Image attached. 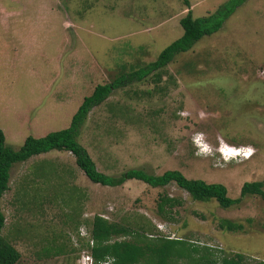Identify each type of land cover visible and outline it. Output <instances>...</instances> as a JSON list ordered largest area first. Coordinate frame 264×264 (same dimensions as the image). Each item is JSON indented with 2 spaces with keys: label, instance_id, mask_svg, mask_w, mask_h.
<instances>
[{
  "label": "rangeland",
  "instance_id": "rangeland-1",
  "mask_svg": "<svg viewBox=\"0 0 264 264\" xmlns=\"http://www.w3.org/2000/svg\"><path fill=\"white\" fill-rule=\"evenodd\" d=\"M226 1L0 0L5 143L18 149L27 135L66 127L96 84L132 74L178 38L187 9L200 17ZM160 71L158 78L153 71L125 82L89 112L78 141L97 169L113 175L133 167L154 174L177 169L223 183L232 198L243 182L264 181V0L238 6L219 31ZM229 144L254 153L225 161L220 149ZM8 185L0 198L2 234L21 254L16 264H77L79 252L88 250L84 238L79 250L71 249L78 227L89 229L95 214L146 227L149 236L182 237L219 255L243 252L248 262L264 260V199L257 194L223 208L214 199H192L173 182L102 185L66 150L15 162ZM162 194L180 203L159 215ZM223 217L244 229L221 230L217 219ZM60 246L65 251L55 253Z\"/></svg>",
  "mask_w": 264,
  "mask_h": 264
},
{
  "label": "trees",
  "instance_id": "trees-1",
  "mask_svg": "<svg viewBox=\"0 0 264 264\" xmlns=\"http://www.w3.org/2000/svg\"><path fill=\"white\" fill-rule=\"evenodd\" d=\"M246 1L227 0L214 12L200 17L193 16L191 9H187L179 19L182 34L178 38L165 46L154 61L132 74L120 72V70V74L111 81L96 84L92 92L83 97L66 127L49 130L40 136L27 135L18 149L5 143L6 135L0 128V198L9 187V172L15 162L26 161L34 155L50 150H66L74 155L77 166L89 180L102 185L115 186L128 179L140 180L151 187H162L173 182L185 190L192 199L200 201L214 199L223 208L240 203L246 194H257L264 199L263 180L243 182L239 196L232 198L228 195L223 183L207 182L201 178H188L177 169H168L160 174H154L146 172L143 168L133 167L117 175L107 174L97 169L86 148L78 141L80 129L91 109L101 104L114 89L133 79L141 80L153 71H156L154 74L158 78L160 70L173 61L176 55L191 49L203 36L219 31L235 9ZM56 97L60 100L58 94ZM74 189L75 187H73V194ZM179 203L180 200L175 197L159 195L157 212L163 215L165 207L173 208ZM217 225L221 230L229 232L244 229L243 222L224 217L217 219ZM4 226L5 216L0 209V264H16L21 254L2 234ZM86 226L90 229L92 243L85 241L83 247L88 248L93 258L92 264H264L263 259L248 262L243 252L219 255L212 247L199 246L182 237L149 236L146 227L135 226L139 227L136 229L130 224L110 220L101 214L93 215L90 224ZM79 239L83 240L77 236L76 243ZM74 246L72 250L79 248L77 244ZM64 251V246H60L55 253ZM77 259L78 256L76 258L78 264Z\"/></svg>",
  "mask_w": 264,
  "mask_h": 264
},
{
  "label": "built area",
  "instance_id": "built-area-1",
  "mask_svg": "<svg viewBox=\"0 0 264 264\" xmlns=\"http://www.w3.org/2000/svg\"><path fill=\"white\" fill-rule=\"evenodd\" d=\"M221 151H222L224 160H230V159H236L237 157H240L242 159L250 157L254 150L249 146H243V145L242 146L222 145ZM83 228L85 230H83ZM87 229L82 224L79 227V236L81 238L86 239L91 244L92 240L90 238L89 233H87ZM77 262H78V264H92L93 258L91 256L89 250L80 251L79 255H78Z\"/></svg>",
  "mask_w": 264,
  "mask_h": 264
},
{
  "label": "clouds",
  "instance_id": "clouds-1",
  "mask_svg": "<svg viewBox=\"0 0 264 264\" xmlns=\"http://www.w3.org/2000/svg\"><path fill=\"white\" fill-rule=\"evenodd\" d=\"M229 145H231V144H229ZM234 146H236V145H234ZM238 146H242V145H238ZM245 146H246V145H245ZM249 147H250V146H249ZM251 148H252V147H251ZM252 149H253V148H252ZM253 150H254V149H253ZM220 152H221V154H222L221 149H220ZM253 153H254V151H253ZM253 153H252V155H253ZM252 155H251V156H252ZM251 156H250V157H251ZM250 157L243 158V159H249ZM222 158H223V154H222ZM223 159H224V158H223ZM230 160H231V159H230ZM225 161H228V160H225ZM81 225H82V224H81ZM81 225H80V226H81ZM80 226H79V227H80ZM89 232H90V229H89ZM89 235H90V238H91V233H89ZM78 237H80V236H79V230H78ZM80 238H81V237H80ZM91 240H92V239H91ZM84 241H87V240L85 239ZM87 242H88V241H87ZM76 244H77V243H76Z\"/></svg>",
  "mask_w": 264,
  "mask_h": 264
},
{
  "label": "crops",
  "instance_id": "crops-1",
  "mask_svg": "<svg viewBox=\"0 0 264 264\" xmlns=\"http://www.w3.org/2000/svg\"><path fill=\"white\" fill-rule=\"evenodd\" d=\"M0 128H1V127H0ZM3 131H4L5 135H6L5 129H4ZM46 132H47V131H46ZM31 135H32V134H31ZM33 136H37V135H33ZM25 137H26V136H25ZM25 137H24V138H25ZM24 138H23V139H24Z\"/></svg>",
  "mask_w": 264,
  "mask_h": 264
}]
</instances>
